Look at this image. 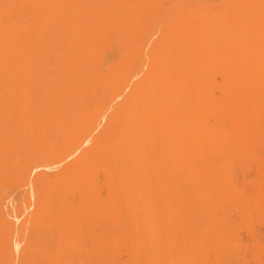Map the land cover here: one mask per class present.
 Returning a JSON list of instances; mask_svg holds the SVG:
<instances>
[{"label":"bare ground","instance_id":"1","mask_svg":"<svg viewBox=\"0 0 264 264\" xmlns=\"http://www.w3.org/2000/svg\"><path fill=\"white\" fill-rule=\"evenodd\" d=\"M218 115L264 125V0H0V264L162 263L209 216Z\"/></svg>","mask_w":264,"mask_h":264},{"label":"rangeland","instance_id":"2","mask_svg":"<svg viewBox=\"0 0 264 264\" xmlns=\"http://www.w3.org/2000/svg\"><path fill=\"white\" fill-rule=\"evenodd\" d=\"M212 120L217 123L214 126L224 125L227 136L222 146L233 151H229L231 154L227 161L224 157V163L220 158L211 163L214 164L213 170L216 169L215 177L210 178H216L220 186L209 191L207 204L211 205L206 204L203 211L209 216L205 213L199 216V220L204 222L196 235L161 237L159 246L156 241L147 242L146 251L161 247L159 251L166 260L158 264H264V125L227 124L225 115L212 117ZM238 132L244 137L233 136ZM219 168L223 171L220 169L222 172L218 174ZM201 176V173H193L191 178L198 180ZM212 209L216 213L214 216ZM132 241L128 238L122 244L116 260L132 261L133 256L128 251ZM168 241L173 244H168L170 248L165 245ZM30 243L33 249V241ZM29 254L22 261L26 262L33 256L32 252Z\"/></svg>","mask_w":264,"mask_h":264}]
</instances>
